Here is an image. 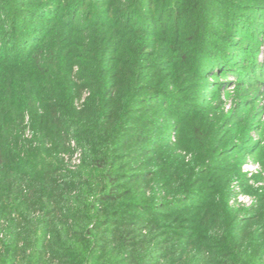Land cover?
<instances>
[{
    "label": "trees",
    "instance_id": "16d2710c",
    "mask_svg": "<svg viewBox=\"0 0 264 264\" xmlns=\"http://www.w3.org/2000/svg\"><path fill=\"white\" fill-rule=\"evenodd\" d=\"M263 29L264 0H0V264H264V187L232 207L231 163L161 131Z\"/></svg>",
    "mask_w": 264,
    "mask_h": 264
},
{
    "label": "rangeland",
    "instance_id": "374dc122",
    "mask_svg": "<svg viewBox=\"0 0 264 264\" xmlns=\"http://www.w3.org/2000/svg\"><path fill=\"white\" fill-rule=\"evenodd\" d=\"M234 39L235 42L241 41L240 37ZM243 43L245 48H252L250 51L256 46V51L250 55L245 53L242 58V54L237 53L235 66L233 64L228 70L212 68L204 77L206 84L188 80L189 75H186L182 84L168 85L173 89L172 96L176 101H183L184 107L190 103L192 110L183 108L176 112L177 115L169 114L165 128H161L170 143L181 148L178 153L191 166L231 163L237 172L231 179L230 204L236 209L254 206V191L264 187V165L259 160V154L264 160V73H261L264 67L260 66L255 77L248 73L252 64L250 59L264 64V29L257 33L253 44ZM244 62L247 64L242 65ZM234 70V74L228 72ZM178 106L179 103H175V109ZM71 146L78 148L75 138H72ZM76 151L80 152V149ZM245 151L250 154L244 156ZM71 156L67 155L68 165ZM78 157L79 154L75 153L74 163H79Z\"/></svg>",
    "mask_w": 264,
    "mask_h": 264
}]
</instances>
